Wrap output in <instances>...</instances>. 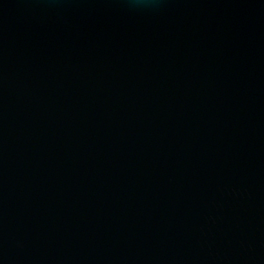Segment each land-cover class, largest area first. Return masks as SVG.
Returning <instances> with one entry per match:
<instances>
[{
    "label": "water",
    "instance_id": "95a60500",
    "mask_svg": "<svg viewBox=\"0 0 264 264\" xmlns=\"http://www.w3.org/2000/svg\"><path fill=\"white\" fill-rule=\"evenodd\" d=\"M0 264H264V0H0Z\"/></svg>",
    "mask_w": 264,
    "mask_h": 264
}]
</instances>
